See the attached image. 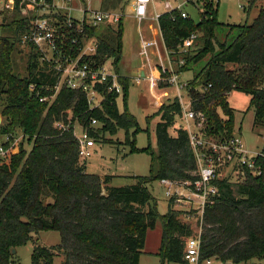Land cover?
I'll use <instances>...</instances> for the list:
<instances>
[{
  "label": "trees",
  "instance_id": "1",
  "mask_svg": "<svg viewBox=\"0 0 264 264\" xmlns=\"http://www.w3.org/2000/svg\"><path fill=\"white\" fill-rule=\"evenodd\" d=\"M107 1L116 5L115 0H105L102 8L109 9ZM20 2L17 0L15 10L5 14L0 28V135L20 130L25 135L8 161L1 162L0 158V264H16L17 248L29 241L34 243L32 264H53L56 256L62 257V264H140L147 234L159 221L162 237L157 255L161 264H186V241L195 230L170 206L162 215L150 190L155 180L184 182L195 178L197 163L188 132L180 124L175 125L182 114L176 93L171 92L148 116L149 121L159 119L155 126L158 150H152L150 144L142 149L152 156L151 175L135 176L131 184L111 185L112 175L88 171V160L79 157L72 130L61 133L54 122L64 120L72 127L78 120L96 142L104 141L106 132L114 134L124 129L132 144L129 132L135 127L136 132L140 129L138 122L132 113L118 106L121 97L126 103L132 82V76L120 73L124 17L115 24L88 28L89 34L97 35L99 40L95 62L113 61L114 69L122 75V95L109 93L101 108L90 109L84 93L63 88L49 105L35 96L30 84L40 88L54 84L56 77L40 69L34 48L27 50L21 43L38 7L27 1L23 13ZM202 15L198 22L191 16L182 18L178 12H165L158 19L170 50L177 51L192 32H201L198 48L188 55L180 73L212 54L188 80L192 106L207 114L211 128L231 132L235 110L228 95L239 90L250 96L253 126L264 128V6L252 22L227 25V35L233 34L230 42L218 40L217 32L225 29L218 20V9L214 10L207 0ZM18 57L26 71L23 75L17 72ZM230 65L238 68L232 70ZM94 119L98 124H92ZM172 127L176 134L170 132ZM133 150L141 149L133 146ZM219 184L220 198L204 214L202 257L234 264L264 259V176L247 175L239 182L223 179ZM44 230L58 231L61 242L40 244L35 236Z\"/></svg>",
  "mask_w": 264,
  "mask_h": 264
},
{
  "label": "built area",
  "instance_id": "2",
  "mask_svg": "<svg viewBox=\"0 0 264 264\" xmlns=\"http://www.w3.org/2000/svg\"><path fill=\"white\" fill-rule=\"evenodd\" d=\"M27 1L38 7V13L21 37L22 47L27 50L34 48L38 54L40 69L56 77L54 84H43L40 88L35 83L30 84V90L40 101L51 105L60 91L66 88L84 93L89 108L95 109L102 107L107 94L122 95V75L109 62L111 59L102 63L95 62L99 40L97 35L89 34L88 28L118 23L126 16L124 8L93 9L85 0H21L23 13L27 11ZM77 1L82 4L81 8L75 7ZM208 2L214 10L218 9L220 0ZM154 3L155 0H133L131 15L136 20H158L165 12H178L182 18H189V5L197 7L200 15L205 11L204 0H165L162 12L154 8L155 13L150 14V7H155ZM16 5L17 0H0V28L5 14L15 10ZM240 6L246 8L244 5ZM74 10L82 13V19L72 16ZM200 37L201 32H192L178 45L177 51L168 49L163 40L167 51L166 64L157 41L149 40L141 33L140 53L144 60L141 69L145 75L131 78L138 85L144 82L148 86L157 107L164 103L171 92L176 93L179 98L182 107L180 126L188 132L189 143L196 158L195 178L184 182L163 178L160 182L166 187L168 207L177 211L181 219L195 230V235L186 241V263L222 264V260L216 257L203 258L200 253L204 214L220 198L219 180L239 182L247 175L264 176V134H261L262 147H249L242 139L240 128H234L231 132L214 130L207 114L192 106L188 80L181 81L178 70L186 64L188 55L195 53ZM154 57L156 63L153 62ZM183 90L189 96L188 101L184 98ZM43 91L48 92L43 94ZM68 113V118L71 119V110ZM92 124H98L97 120H92ZM54 126L61 133L72 130L79 145L81 159L87 160L93 155L96 140L78 120L72 127L64 120H56ZM23 139L25 135L21 130L15 134L0 135L1 162L12 157ZM251 264H264V259L255 260Z\"/></svg>",
  "mask_w": 264,
  "mask_h": 264
},
{
  "label": "rangeland",
  "instance_id": "3",
  "mask_svg": "<svg viewBox=\"0 0 264 264\" xmlns=\"http://www.w3.org/2000/svg\"><path fill=\"white\" fill-rule=\"evenodd\" d=\"M116 5L107 1L109 9H118L124 7L126 16L123 18V54L120 62V73L130 75L131 68L142 65L144 60L141 52V33L145 38L149 40H156L158 48L164 57V61L168 64L167 51L163 42L162 35L159 31L158 20L149 18L147 20H136L131 16V4L133 0H115ZM206 1V0H204ZM208 1V0H207ZM253 0H220L218 6V20L223 23L225 30L217 32V37L220 42H230L233 38L232 35H227V31L230 29L227 25H234L240 23H250L256 17L258 11L264 6V0H255L252 7ZM91 8H101V3L105 0H85ZM165 0H155V7H150V14H154V8L162 12L164 10ZM240 5H244L246 8H242ZM75 7H82L78 1L75 2ZM188 12L192 19L198 22L201 15L197 7L189 5L187 7ZM72 16L77 19H82V13L79 10H74ZM225 25V26H224ZM215 52L219 50L218 44H215ZM212 54L208 53L206 58L200 61L198 64H192L191 69L180 73L179 77L181 81L190 80L193 78L196 71L200 70L205 63L210 59ZM113 64V61L110 60ZM153 62L156 63V57L153 58ZM17 72L21 75L25 74L24 65H22V59L17 58ZM229 67L237 69L235 65ZM183 95L186 101L189 100L187 92L183 90ZM228 102L230 106L235 110L234 128L239 129L242 135L243 141L249 147L263 146V138L261 134H264L263 127H254V108L250 105V96L242 91L234 90L228 95ZM118 106L121 111H129L132 113L139 125V130L136 132L137 127L130 129L129 136L132 144L126 139V131L119 129L114 134L106 132L104 141L96 142L93 155L88 160V171L99 175H112L110 182L113 186H123L135 182V176H150L151 175V162L152 156L150 152L142 149L146 148L149 144L154 151L158 150L157 137L155 133V126L158 122V117L148 120V116L152 115L157 110L148 86L143 82L138 85L132 81L128 89V96L126 103L123 97L119 98ZM3 121V117L0 116ZM0 122L3 123V122ZM180 124V119H177L175 125ZM149 129V130H147ZM19 129H17L18 131ZM80 133V128H78ZM172 134H176L174 128L170 129ZM135 148L141 150H133ZM25 148L30 150L31 146L25 143ZM150 190L156 198V203L159 212L164 215L168 211V199L166 196V187L160 182L155 180L150 184ZM162 237V222L159 221L156 227L149 230L146 239V247L143 254L140 257V264H161V258L155 253H149V250L157 249L161 244ZM38 242L42 245H55L61 242V235L56 230H44L35 236ZM34 243L29 241L27 244L17 248V254L15 255L16 264H32L31 255L33 251ZM53 264H62V257L56 256ZM180 264V263H170ZM187 264V263H186ZM222 264H233L231 261L223 262Z\"/></svg>",
  "mask_w": 264,
  "mask_h": 264
},
{
  "label": "crops",
  "instance_id": "4",
  "mask_svg": "<svg viewBox=\"0 0 264 264\" xmlns=\"http://www.w3.org/2000/svg\"><path fill=\"white\" fill-rule=\"evenodd\" d=\"M101 8H102V3H101ZM132 16V15H131ZM133 17V16H132ZM134 18V17H133ZM159 31H160V29H159ZM140 33H142V31L140 30ZM161 33V32H160ZM144 36V35H143ZM140 42H141V39H140ZM140 55H141V53H140ZM144 63V62H143ZM143 66V64L142 65H139V66H136V67H132L131 68V72L133 71V70H135V69H141V67ZM131 72H130V76H133L132 74H131ZM158 108V107H157ZM89 166V165H88ZM160 247V246H159ZM159 247L157 248V249H155V250H149V251H147V252H149V253H155V254H157V252H158V250H159ZM144 252H146V250L144 251Z\"/></svg>",
  "mask_w": 264,
  "mask_h": 264
},
{
  "label": "water",
  "instance_id": "5",
  "mask_svg": "<svg viewBox=\"0 0 264 264\" xmlns=\"http://www.w3.org/2000/svg\"><path fill=\"white\" fill-rule=\"evenodd\" d=\"M131 74H132L133 76H138V75H140V76H144V75H145V72H144L142 69H135V70H133V71L131 72ZM13 253H16V249H13Z\"/></svg>",
  "mask_w": 264,
  "mask_h": 264
}]
</instances>
